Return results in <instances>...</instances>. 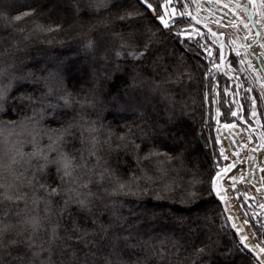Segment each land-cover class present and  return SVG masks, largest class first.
Wrapping results in <instances>:
<instances>
[{
    "label": "trees",
    "instance_id": "1",
    "mask_svg": "<svg viewBox=\"0 0 264 264\" xmlns=\"http://www.w3.org/2000/svg\"><path fill=\"white\" fill-rule=\"evenodd\" d=\"M96 1L0 0V161H19L0 183L24 197L0 203L16 225L0 264H260L213 191L227 82L183 19L166 30L140 0Z\"/></svg>",
    "mask_w": 264,
    "mask_h": 264
},
{
    "label": "rangeland",
    "instance_id": "2",
    "mask_svg": "<svg viewBox=\"0 0 264 264\" xmlns=\"http://www.w3.org/2000/svg\"><path fill=\"white\" fill-rule=\"evenodd\" d=\"M102 0L94 2V7L99 5ZM222 5L226 2L223 0H216ZM259 1V0H258ZM162 0H152L153 5H159ZM259 18L261 21L259 45L260 50L264 56V12L263 7L258 2ZM196 5H200V0H173L172 7L177 11L184 13L183 24H181L179 34L181 37L188 40H197L198 44L204 54L210 61V76L222 77L227 82V87L224 88V93L227 95V103L230 104V113L234 115V121L229 123H221L218 125V137L222 141V161L221 169L215 173V176L224 170L227 163V157L232 156L228 154L225 140L222 138L220 129L224 125L233 127L237 132L246 137L249 143L257 144L263 151L264 156V83L260 82L257 74L248 64L244 56L242 45L244 44V37L238 32V28L229 26V28L221 25L215 26L211 24L203 15L211 17L210 20H216L212 14L204 8L201 14L196 10ZM236 14L239 16V21L242 24L249 25V17L245 10L234 7ZM167 13L170 19L169 24L174 26L178 23V19L172 20L169 7ZM175 11V15H179ZM200 21L203 26L210 27L217 32L218 37L209 33L206 29L200 27L195 21ZM223 34V37H222ZM240 53V54H239ZM235 61V62H234ZM247 100L246 107L247 117L243 116L242 103ZM244 104V103H243ZM253 112L255 114H253ZM218 113V111H217ZM250 119V120H249ZM214 176V178H215ZM213 178V191L214 190ZM230 191L234 198L235 206L244 221L249 236L259 249L264 247V193H258L245 180L243 170H233L230 173ZM242 205L246 206V216L242 211ZM255 233V236H253ZM259 245V246H257ZM261 252V251H260ZM264 254V252H261Z\"/></svg>",
    "mask_w": 264,
    "mask_h": 264
},
{
    "label": "bare ground",
    "instance_id": "3",
    "mask_svg": "<svg viewBox=\"0 0 264 264\" xmlns=\"http://www.w3.org/2000/svg\"><path fill=\"white\" fill-rule=\"evenodd\" d=\"M225 5H216L224 10L226 15H221L225 24L233 25L238 28L239 34L244 37V44L242 45L244 56L248 64L257 74L260 82L264 83V56L260 50L259 42L256 41L257 34L260 32L261 25L258 22V17L255 14L254 3H248V0H223ZM245 7L247 10H253L254 15L252 18V25L249 22L248 25L242 24L239 21V16L235 13L234 7ZM215 12V11H214ZM247 12V11H246ZM215 15L221 13L216 12ZM248 15V12H247ZM251 45V47H249ZM222 138L225 140L228 154L232 157L227 160L226 166L229 171L222 170L214 178V190L218 198H221L225 206L226 212L229 215L232 226L239 233V239L241 236H246L248 239L245 243L248 248L252 249L255 254H259V262L264 260V254H262L256 247L255 243L251 239L248 233V229L240 217V214L235 206L234 198L230 191V173L233 170H243L245 180L251 185L256 192L264 193V156L262 149L255 143H249L248 139L240 135L233 127L224 125L220 129ZM234 153L238 154V157L234 156ZM253 155V158H249V154Z\"/></svg>",
    "mask_w": 264,
    "mask_h": 264
},
{
    "label": "snow or ice",
    "instance_id": "4",
    "mask_svg": "<svg viewBox=\"0 0 264 264\" xmlns=\"http://www.w3.org/2000/svg\"><path fill=\"white\" fill-rule=\"evenodd\" d=\"M257 0H248V3L253 4L256 3ZM140 3L145 7L146 10L151 11L155 18L161 23V25L164 28H169L170 24L169 21L166 19V16L169 15L167 13V7L172 3V0H162V2L159 5L154 6L152 3V0H140ZM259 3L261 5H264V0H259ZM31 12H24L21 15H17L14 17V20L16 21H20L21 19H23L26 16L31 15ZM133 15H135L134 13H127L126 16L127 17H132ZM180 15H184V13H180ZM120 19H125V16H121ZM179 35V33H177ZM251 47V45L249 46ZM144 53L141 52L139 53V55H143ZM119 55V53H118ZM4 91L5 89L0 87V99L3 98L4 95ZM253 114H255L253 112ZM233 115H235V113H233ZM17 154L19 153V150H17ZM33 155H40V157L42 159L47 160V157L44 156L42 153H40L39 151H37L36 153H33ZM154 155H161L160 153H156V152H150L148 155H146L144 157V159H150L152 156ZM163 155H167L166 153ZM169 160L172 159V157H168ZM19 161L16 159V156H11L9 158V161L7 163H4L3 161H0V169H11L13 165L17 164ZM59 167H62L63 169V176L64 177H71L72 176V172L70 171V169L72 168V164L71 161L65 157L62 161V163L59 165ZM84 187H87V184L83 185ZM41 187H44L43 185H41ZM121 189L124 187V185H120L119 186ZM6 189V185L4 183H0V203H3V201H8L10 203H18L19 201L23 200L24 197L21 195H17V194H9L8 192L5 191ZM49 196H59L61 194V190L58 187H52L49 190ZM67 203V202H66ZM78 203H80L82 206H84L85 202L83 200L78 201ZM45 211H47V209H45ZM0 213H2L3 215H8V211H4L3 209H0ZM18 215V213H17ZM19 223H24L27 228L31 229V233L29 234L28 237H26V240L23 242L25 244H27L28 246H34V237L43 229V224L41 223V220L39 219V217H32L30 220H24V221H20ZM16 225L10 224V223H6L3 220H0V248L5 247V241H4V236L6 234H11L13 233L14 229H15ZM253 236H255V233H253ZM56 229L53 228L52 229V236L50 237V242H54L56 239ZM68 239H71V237H68ZM248 239V237L246 236H241L240 237V242L241 244L244 245L245 248H248V245L245 243V241ZM8 246H16L19 242L12 238L11 236L9 237L8 241L6 242ZM259 246V245H257ZM261 252H264V247L260 248ZM199 252H204V249L201 248L199 249ZM257 259H259V254H257ZM260 264H264V260L260 261Z\"/></svg>",
    "mask_w": 264,
    "mask_h": 264
},
{
    "label": "water",
    "instance_id": "5",
    "mask_svg": "<svg viewBox=\"0 0 264 264\" xmlns=\"http://www.w3.org/2000/svg\"><path fill=\"white\" fill-rule=\"evenodd\" d=\"M206 2H207V4L210 6V8H215L212 4H211V2H212V0H206ZM172 4H173V0H172V3L168 6L169 7V10H170V12H171V19L172 20H176V19H178V18H182L183 17V15H180V12L178 13L179 15H175L174 13H175V11H177L176 10V8L175 7H172ZM254 7H255V14L257 15V17H258V22H259V24L261 25V21H260V18H259V11H258V4H257V2L256 3H254ZM240 8L242 9V10H245V11H247L248 12V17H249V21H250V23H251V25H252V18H253V15H254V11L253 10H247L245 7H242V6H240ZM151 12V11H150ZM152 13V12H151ZM166 19L170 22V19L168 18V17H166ZM158 21V20H157ZM158 23L161 25V23L158 21ZM162 26V25H161ZM171 26L172 25H170V27L169 28H164L163 26V28L164 29H166V30H168V29H170L171 28ZM206 30L208 31V32H210V33H212L213 35H215V36H217V34H216V32H214L212 29H210V28H206ZM259 38H260V33H258L257 34V38H256V41L258 42L259 41ZM240 54V53H239ZM218 145L220 146V147H222V141L221 140H219L218 141ZM234 156L235 157H238V154L237 153H234ZM249 158L250 159H252L253 158V155L250 153L249 154ZM231 158H229V157H227V160H230ZM221 169V168H220ZM224 171H226V172H228L229 171V169H228V167L226 166L225 168H224ZM214 194H215V196L217 197V195H216V193L214 192ZM217 199L219 200V202L223 205V207H224V209H225V206H224V204H223V201H222V199L221 198H218L217 197ZM225 212H226V209H225ZM226 214H227V212H226ZM227 216H228V218H229V215L227 214ZM230 219V218H229ZM233 227V226H232ZM234 228V227H233ZM235 230V229H234ZM235 233L239 236V233H238V231L237 230H235ZM241 243V242H240ZM242 246L244 247V245L242 244ZM245 248V247H244ZM247 251H249L250 253H252L256 258H257V255L255 254V252L252 250V249H250V248H245ZM258 261H259V259H257Z\"/></svg>",
    "mask_w": 264,
    "mask_h": 264
},
{
    "label": "built area",
    "instance_id": "6",
    "mask_svg": "<svg viewBox=\"0 0 264 264\" xmlns=\"http://www.w3.org/2000/svg\"><path fill=\"white\" fill-rule=\"evenodd\" d=\"M211 4L215 7L214 9L213 8H210V6L207 4L206 0H200V5H196V10H198L201 14L202 10H204V8L206 10H208V12L210 13V15L212 14L213 18L216 19V20H210L211 17L209 16H204L205 19H207L211 24L215 25V26H218V25H221L222 27H227L229 28V26H232V25H229V24H225V22L223 21V18L221 15H226L224 10H222L221 8L217 7L216 5H221V3H219L218 1L216 0H212ZM216 4V5H215ZM215 11V12H214ZM216 12H219L221 14H219L218 16L215 15L214 13ZM199 23L201 25H203L200 21Z\"/></svg>",
    "mask_w": 264,
    "mask_h": 264
},
{
    "label": "flooded vegetation",
    "instance_id": "7",
    "mask_svg": "<svg viewBox=\"0 0 264 264\" xmlns=\"http://www.w3.org/2000/svg\"><path fill=\"white\" fill-rule=\"evenodd\" d=\"M180 11V10H179Z\"/></svg>",
    "mask_w": 264,
    "mask_h": 264
}]
</instances>
